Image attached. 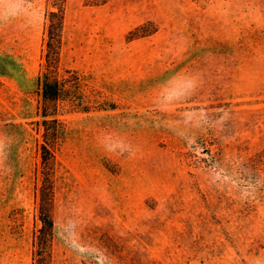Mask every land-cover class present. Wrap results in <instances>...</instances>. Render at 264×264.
Returning <instances> with one entry per match:
<instances>
[{"label": "rangeland", "instance_id": "1", "mask_svg": "<svg viewBox=\"0 0 264 264\" xmlns=\"http://www.w3.org/2000/svg\"><path fill=\"white\" fill-rule=\"evenodd\" d=\"M96 1L62 64L115 109L61 117L51 264H264V0ZM51 7L0 0V264H36Z\"/></svg>", "mask_w": 264, "mask_h": 264}, {"label": "trees", "instance_id": "2", "mask_svg": "<svg viewBox=\"0 0 264 264\" xmlns=\"http://www.w3.org/2000/svg\"><path fill=\"white\" fill-rule=\"evenodd\" d=\"M66 1L51 0L47 13L45 51L43 69L37 80L39 97L36 121L37 131L42 140L39 146L41 158L39 200V229L35 240L36 264H51L54 239L55 171L56 150L65 133L61 119L65 114L90 113L115 109L107 100L95 102L86 95L87 89L97 90L86 83L74 69L62 64L64 32L66 21ZM109 0H97L94 5H104ZM98 94L103 95L100 91Z\"/></svg>", "mask_w": 264, "mask_h": 264}]
</instances>
